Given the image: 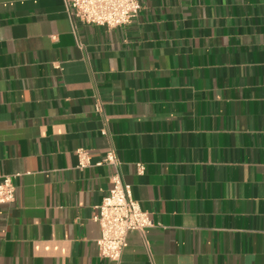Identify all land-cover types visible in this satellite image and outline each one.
<instances>
[{"label":"crops","instance_id":"0c3cea01","mask_svg":"<svg viewBox=\"0 0 264 264\" xmlns=\"http://www.w3.org/2000/svg\"><path fill=\"white\" fill-rule=\"evenodd\" d=\"M75 26L63 0H0V264H264V0ZM118 173L154 227L114 262L94 217Z\"/></svg>","mask_w":264,"mask_h":264},{"label":"built area","instance_id":"2783aa9c","mask_svg":"<svg viewBox=\"0 0 264 264\" xmlns=\"http://www.w3.org/2000/svg\"><path fill=\"white\" fill-rule=\"evenodd\" d=\"M66 11L73 22L84 25L117 28L133 23L142 11V0H63ZM76 27V26H75ZM96 110L102 112L97 106ZM106 134V131L103 132ZM79 169L88 168L91 158L86 149L77 151ZM119 166L114 151L98 163ZM146 167L138 164V174H144ZM16 189L12 176L0 177V205L13 203ZM94 222L100 227L97 247L101 257L119 262L124 253L128 235L132 232L144 233L154 227L148 213L143 211L133 196L132 186L126 183L120 173L113 178V187L99 207Z\"/></svg>","mask_w":264,"mask_h":264}]
</instances>
